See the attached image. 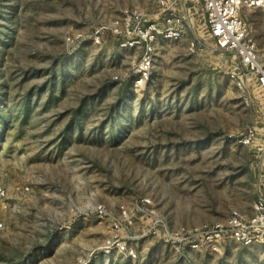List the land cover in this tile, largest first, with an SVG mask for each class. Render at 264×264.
Segmentation results:
<instances>
[{"label": "rangeland", "instance_id": "obj_1", "mask_svg": "<svg viewBox=\"0 0 264 264\" xmlns=\"http://www.w3.org/2000/svg\"><path fill=\"white\" fill-rule=\"evenodd\" d=\"M158 5L0 0V264H264V244L180 252L146 235L144 198L170 227L195 226L252 213L264 180V94L231 77L239 62L205 33L199 1L188 37L161 41L136 82L140 49L113 24L135 8L158 19ZM244 15L264 54V5ZM123 208L133 220L117 229ZM115 235L136 257L109 247Z\"/></svg>", "mask_w": 264, "mask_h": 264}, {"label": "built area", "instance_id": "obj_2", "mask_svg": "<svg viewBox=\"0 0 264 264\" xmlns=\"http://www.w3.org/2000/svg\"><path fill=\"white\" fill-rule=\"evenodd\" d=\"M202 4L204 31L215 42L217 50L233 55L239 62L233 68L231 77L238 86L244 87L245 80L254 79L259 91L264 94V54L259 48L251 23L244 15L245 10L264 5V0H197ZM193 0H159V17L149 20L144 13L135 9H126L114 22L120 35L121 47L140 49V57L134 62L133 75L137 83L146 82L154 65L161 41L185 39L189 35L193 10ZM195 49V41L190 42ZM129 74H125L128 78ZM257 127L247 126L238 136L242 144H252L257 138ZM6 196L0 187V199ZM138 210L148 216L146 235H152L175 247L180 252L199 250H218L234 242L248 247L264 244V180L261 183L252 213L232 209L224 220L190 226L170 227L167 220L158 213L150 198H144ZM98 215L106 213L105 206L96 207ZM123 221L119 226L128 227L132 223V211L123 208ZM3 223L0 221V228ZM109 247L116 246L121 252L136 257L134 250H128L127 241L116 237L108 240ZM110 247V248H111Z\"/></svg>", "mask_w": 264, "mask_h": 264}]
</instances>
